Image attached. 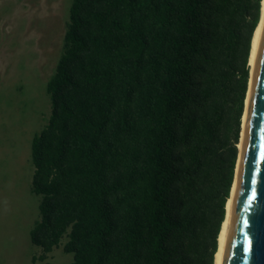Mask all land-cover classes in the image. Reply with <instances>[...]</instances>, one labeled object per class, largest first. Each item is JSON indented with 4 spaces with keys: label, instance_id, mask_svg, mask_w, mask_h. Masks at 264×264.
<instances>
[{
    "label": "trees",
    "instance_id": "obj_1",
    "mask_svg": "<svg viewBox=\"0 0 264 264\" xmlns=\"http://www.w3.org/2000/svg\"><path fill=\"white\" fill-rule=\"evenodd\" d=\"M262 0H70L30 142L44 261L214 264Z\"/></svg>",
    "mask_w": 264,
    "mask_h": 264
},
{
    "label": "rangeland",
    "instance_id": "obj_2",
    "mask_svg": "<svg viewBox=\"0 0 264 264\" xmlns=\"http://www.w3.org/2000/svg\"><path fill=\"white\" fill-rule=\"evenodd\" d=\"M70 0H0V264H46L29 231L39 196L30 191V142L46 124L45 84L61 53ZM54 248L47 261L69 264Z\"/></svg>",
    "mask_w": 264,
    "mask_h": 264
},
{
    "label": "water",
    "instance_id": "obj_3",
    "mask_svg": "<svg viewBox=\"0 0 264 264\" xmlns=\"http://www.w3.org/2000/svg\"><path fill=\"white\" fill-rule=\"evenodd\" d=\"M248 91L222 264H264V22Z\"/></svg>",
    "mask_w": 264,
    "mask_h": 264
},
{
    "label": "bare ground",
    "instance_id": "obj_4",
    "mask_svg": "<svg viewBox=\"0 0 264 264\" xmlns=\"http://www.w3.org/2000/svg\"><path fill=\"white\" fill-rule=\"evenodd\" d=\"M263 22H264V0L261 1L260 20L257 24V27L255 28V31L253 33L252 40H251V49H250V55H249V64H250L251 73L253 72V68H254V64H255L256 53H257V48H258V43H259V38H260V33L262 30ZM248 98H249V91L246 94L245 108H244V112H243V116H242V132L240 135V142L238 143V146L240 149H241V142H242V136H243V129L245 127ZM237 168H238V164H237ZM237 168H236V170H237ZM236 178H237V173L235 175L234 182L232 184L230 196L226 202V207H225L226 213H225V218L222 222L221 229H220V232L218 235V247H217V251H216L215 256H214V264H222L224 247H225V239H226V231H227V225H228V220H229V215H230V210H231V204H232V199H233L235 185H236Z\"/></svg>",
    "mask_w": 264,
    "mask_h": 264
}]
</instances>
